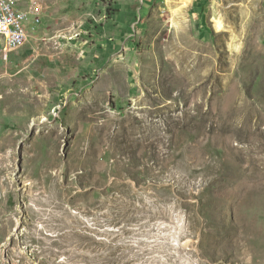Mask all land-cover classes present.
<instances>
[{"label":"rangeland","instance_id":"obj_1","mask_svg":"<svg viewBox=\"0 0 264 264\" xmlns=\"http://www.w3.org/2000/svg\"><path fill=\"white\" fill-rule=\"evenodd\" d=\"M0 54V264H264V0H52Z\"/></svg>","mask_w":264,"mask_h":264},{"label":"built area","instance_id":"obj_2","mask_svg":"<svg viewBox=\"0 0 264 264\" xmlns=\"http://www.w3.org/2000/svg\"><path fill=\"white\" fill-rule=\"evenodd\" d=\"M43 10V0H0V54L27 41L28 27L40 25Z\"/></svg>","mask_w":264,"mask_h":264},{"label":"crops","instance_id":"obj_3","mask_svg":"<svg viewBox=\"0 0 264 264\" xmlns=\"http://www.w3.org/2000/svg\"><path fill=\"white\" fill-rule=\"evenodd\" d=\"M51 1H52V0H43V2H44V10H43V14H42V15H44V13H45L46 10L49 11V9L52 8L53 5H52ZM31 27H32V26H29V27H28V33H29ZM36 27H37V26H36ZM29 34H30V33H29Z\"/></svg>","mask_w":264,"mask_h":264}]
</instances>
